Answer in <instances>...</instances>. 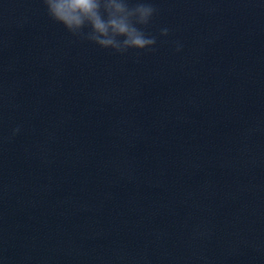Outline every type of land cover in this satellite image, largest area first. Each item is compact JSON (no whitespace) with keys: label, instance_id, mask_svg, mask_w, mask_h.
I'll use <instances>...</instances> for the list:
<instances>
[{"label":"water","instance_id":"95a60500","mask_svg":"<svg viewBox=\"0 0 264 264\" xmlns=\"http://www.w3.org/2000/svg\"><path fill=\"white\" fill-rule=\"evenodd\" d=\"M150 2L137 57L0 0V264H264V0Z\"/></svg>","mask_w":264,"mask_h":264},{"label":"clouds","instance_id":"9594fccd","mask_svg":"<svg viewBox=\"0 0 264 264\" xmlns=\"http://www.w3.org/2000/svg\"><path fill=\"white\" fill-rule=\"evenodd\" d=\"M50 21L61 25L74 39L101 50L124 56L154 50L158 38H167L171 29L162 27L157 35L147 28L158 13L150 0H40ZM175 51L183 45L175 41ZM21 131H11L14 138Z\"/></svg>","mask_w":264,"mask_h":264}]
</instances>
